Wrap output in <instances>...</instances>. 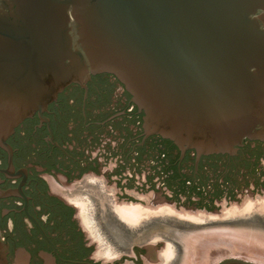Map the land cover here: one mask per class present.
<instances>
[{"label":"water","instance_id":"water-1","mask_svg":"<svg viewBox=\"0 0 264 264\" xmlns=\"http://www.w3.org/2000/svg\"><path fill=\"white\" fill-rule=\"evenodd\" d=\"M104 210L264 222V0H0V264L175 263Z\"/></svg>","mask_w":264,"mask_h":264},{"label":"rangeland","instance_id":"rangeland-1","mask_svg":"<svg viewBox=\"0 0 264 264\" xmlns=\"http://www.w3.org/2000/svg\"><path fill=\"white\" fill-rule=\"evenodd\" d=\"M192 227L194 228L192 231L194 249L191 254H189L190 250L188 249L187 257L184 258V256H182L180 259L181 264H217L219 262L215 263L213 259L206 262V260L201 257L205 250L200 248L201 239L203 238H228L229 242L230 240H235L233 241L236 244L235 250L229 251L223 249L224 251L226 250L225 253L233 252L235 255L226 256L223 259L237 258L254 264H264V222L247 218H236L208 223L206 225L192 224ZM195 238H199V240L196 241ZM174 243L178 244L176 242ZM188 243L189 241L185 239L183 242V249ZM243 246L245 247L243 248Z\"/></svg>","mask_w":264,"mask_h":264},{"label":"flooded vegetation","instance_id":"flooded-vegetation-1","mask_svg":"<svg viewBox=\"0 0 264 264\" xmlns=\"http://www.w3.org/2000/svg\"><path fill=\"white\" fill-rule=\"evenodd\" d=\"M101 222L107 233L124 246H132L141 240L155 237L173 240L178 243L179 250V257L174 264H181L180 259L182 256L187 257L189 243L188 245L184 244V250L183 242L193 235L192 231L194 230L192 224L152 223L140 231H133L119 224L107 210L101 211Z\"/></svg>","mask_w":264,"mask_h":264},{"label":"bare ground","instance_id":"bare-ground-1","mask_svg":"<svg viewBox=\"0 0 264 264\" xmlns=\"http://www.w3.org/2000/svg\"><path fill=\"white\" fill-rule=\"evenodd\" d=\"M232 235H234V234H232ZM192 238H193L192 236L190 238H187V240H189V243H190V245L187 246V250L188 249L190 250L189 254H191L193 249H194ZM195 240L197 241V240H199V238H195ZM228 240H229L228 238L227 239L226 238H219V239H215V238L205 239V238H203V239H201L200 248L203 250L205 249L204 253H203L204 256L202 255L201 257H203V259H205L206 262L208 260L213 259L215 261V263H217L218 261H220L221 259H223L226 256L235 255L233 252L225 253L226 250L233 251L236 248V244H235V242H233L235 240H233V241L230 240V242ZM242 245H244V244H242ZM244 247L245 246H243V248ZM195 249H196V247H195ZM223 249H226V250L224 251ZM206 262H204V263H206ZM212 264H214V263H212Z\"/></svg>","mask_w":264,"mask_h":264}]
</instances>
